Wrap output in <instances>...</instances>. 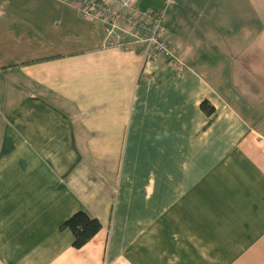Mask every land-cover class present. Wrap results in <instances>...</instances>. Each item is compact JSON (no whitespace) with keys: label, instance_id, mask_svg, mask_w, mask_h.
Instances as JSON below:
<instances>
[{"label":"crops","instance_id":"1","mask_svg":"<svg viewBox=\"0 0 264 264\" xmlns=\"http://www.w3.org/2000/svg\"><path fill=\"white\" fill-rule=\"evenodd\" d=\"M134 8L175 62L0 0V264H264V0ZM79 210L101 228L75 248Z\"/></svg>","mask_w":264,"mask_h":264},{"label":"built area","instance_id":"2","mask_svg":"<svg viewBox=\"0 0 264 264\" xmlns=\"http://www.w3.org/2000/svg\"><path fill=\"white\" fill-rule=\"evenodd\" d=\"M135 0H68L84 17H94L103 24L104 45L131 50L141 45L143 57L160 56L173 63L174 49L160 37L163 13L134 8Z\"/></svg>","mask_w":264,"mask_h":264},{"label":"trees","instance_id":"3","mask_svg":"<svg viewBox=\"0 0 264 264\" xmlns=\"http://www.w3.org/2000/svg\"><path fill=\"white\" fill-rule=\"evenodd\" d=\"M202 110H207L208 113L213 111L211 106L206 102H201ZM101 228L98 219L88 216L84 211L79 210L71 214L59 226V230L68 229L73 235L72 246L75 248L82 247L87 243Z\"/></svg>","mask_w":264,"mask_h":264},{"label":"rangeland","instance_id":"4","mask_svg":"<svg viewBox=\"0 0 264 264\" xmlns=\"http://www.w3.org/2000/svg\"><path fill=\"white\" fill-rule=\"evenodd\" d=\"M259 44L262 45V47H264V34L261 35V42ZM205 54H208V52L206 51Z\"/></svg>","mask_w":264,"mask_h":264}]
</instances>
